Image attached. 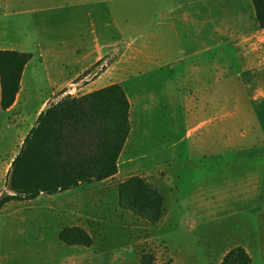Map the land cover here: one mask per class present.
Wrapping results in <instances>:
<instances>
[{
    "label": "rangeland",
    "instance_id": "1",
    "mask_svg": "<svg viewBox=\"0 0 264 264\" xmlns=\"http://www.w3.org/2000/svg\"><path fill=\"white\" fill-rule=\"evenodd\" d=\"M22 1L38 12L4 17L0 5V35L3 29L15 28L70 50L91 47L96 38L103 44L101 59L57 92L54 100L120 84L131 103L132 131L116 177L14 201L0 210V264H140L143 251L154 253L160 264H219L231 244L264 241V198L249 205L235 194L223 199L227 182L218 157L223 150L218 130L222 112L232 114L230 123L242 121L240 126H253L263 136L264 85L222 83L223 73L230 72L222 63H214L210 71L214 85L207 64L193 69L192 61L204 62L206 55L193 57L190 30L170 19L176 8L187 10L190 0ZM164 58L174 61L166 64ZM245 72L252 73L247 74L249 82L258 78L264 82L263 71ZM199 75L203 85L195 80ZM39 81L24 85L31 97L30 115L51 92L44 74ZM252 96L259 98L251 102ZM15 124L11 118H0V197L8 191L12 161L28 135L19 134ZM260 152L247 150L246 172L264 174V159H257ZM135 175L165 195L166 212L157 225L119 206V183ZM239 186L232 191L241 193L243 185L240 190ZM211 207L217 212L213 217L207 212ZM69 226L84 228L92 246L64 244L59 234ZM257 249L254 264H264V253Z\"/></svg>",
    "mask_w": 264,
    "mask_h": 264
},
{
    "label": "trees",
    "instance_id": "2",
    "mask_svg": "<svg viewBox=\"0 0 264 264\" xmlns=\"http://www.w3.org/2000/svg\"><path fill=\"white\" fill-rule=\"evenodd\" d=\"M264 29V0H252ZM31 54L0 50V106L9 110L21 90V79ZM131 103L120 84H112L80 97L68 96L51 104L38 117L13 159L0 197V210L14 201H31L41 195L74 190L84 183L102 182L119 173V160L132 131ZM122 210L159 224L166 212L165 195L135 175L118 185ZM68 246L90 248L91 235L82 227L61 230ZM140 264H160L152 252L141 253ZM221 264H253L247 250L238 246Z\"/></svg>",
    "mask_w": 264,
    "mask_h": 264
},
{
    "label": "crops",
    "instance_id": "3",
    "mask_svg": "<svg viewBox=\"0 0 264 264\" xmlns=\"http://www.w3.org/2000/svg\"><path fill=\"white\" fill-rule=\"evenodd\" d=\"M23 3L22 0H0V5L3 7L2 15L6 17L38 12L32 8H27L25 3ZM170 13L171 23H184L190 30L189 45L192 48L190 51L192 56L206 55L204 62H201L200 59L192 61V67L193 69L202 70L203 64H207L211 85L215 84L214 72H210L214 68V63H222L226 65L223 69L228 68L230 71L227 74L223 73L222 83L237 81L240 85H249V87L252 85H264L261 78L249 82L247 74L252 73L247 72L246 74L245 72L247 69L264 72V29L259 25L252 0H190L187 10L176 8ZM0 36L2 38L0 50L17 51L32 55L24 70L21 79V90L17 95L15 104L7 111H3L0 106V118L3 116L8 117V119L11 118L16 123L15 125L18 126L19 134H29L36 125L40 114L51 104H56L64 98L58 101L54 100L56 93L70 85L95 62L101 59L103 44L97 38L91 47L78 45L70 50L66 47L61 48L51 45V42L43 40L37 33H26L15 28L3 29ZM172 61L174 60L164 58L163 63L167 64ZM177 62L181 63L183 59H179ZM42 74H44L45 79L51 86V92L44 98L42 97L40 104L33 110V114L30 115L29 112L32 111L29 110L31 97L25 94L24 85L29 81L39 84ZM195 80L199 81L200 75L196 76ZM199 83L202 84L200 81ZM213 98L208 99L207 97V101L212 102ZM257 98L259 96H252L250 100L251 102H256ZM210 110L214 111V107H211ZM223 110L225 111L226 108H223ZM222 115V125L218 130L222 133L223 150L218 157H221L223 163V168L220 172L223 177L225 176L224 180L227 182V191L223 199L235 194L243 205L261 202L264 198L262 188L264 174L261 170L252 173L246 172L244 167L247 163H250L247 150H252L253 152L261 150L257 159L259 157L262 160L264 159V131L261 137L255 127L243 128L240 126L242 121L238 125L236 122L230 123L231 113L226 112L224 114L222 112ZM239 118L241 120V117ZM256 162L260 163L259 160ZM237 185H243L244 190L241 193L232 191V187ZM241 186H239V190L242 188ZM208 195L211 199H214V192L208 193ZM207 212L212 217L217 213L213 207L207 208ZM211 243L214 247L218 245L217 241H211ZM238 246H242L247 250L253 260V264V251H255V248L256 250L259 248L264 253V241H237L225 250L219 260V264L222 263L228 251Z\"/></svg>",
    "mask_w": 264,
    "mask_h": 264
},
{
    "label": "bare ground",
    "instance_id": "4",
    "mask_svg": "<svg viewBox=\"0 0 264 264\" xmlns=\"http://www.w3.org/2000/svg\"><path fill=\"white\" fill-rule=\"evenodd\" d=\"M2 164V163H1ZM3 165H4V163H3ZM1 173V172H0ZM2 176V175H1Z\"/></svg>",
    "mask_w": 264,
    "mask_h": 264
}]
</instances>
